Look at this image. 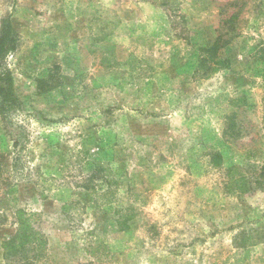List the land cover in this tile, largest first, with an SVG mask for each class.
I'll return each instance as SVG.
<instances>
[{
  "label": "rangeland",
  "instance_id": "rangeland-1",
  "mask_svg": "<svg viewBox=\"0 0 264 264\" xmlns=\"http://www.w3.org/2000/svg\"><path fill=\"white\" fill-rule=\"evenodd\" d=\"M3 21L0 264H264V0H0ZM19 211L37 241L8 252Z\"/></svg>",
  "mask_w": 264,
  "mask_h": 264
},
{
  "label": "trees",
  "instance_id": "trees-1",
  "mask_svg": "<svg viewBox=\"0 0 264 264\" xmlns=\"http://www.w3.org/2000/svg\"><path fill=\"white\" fill-rule=\"evenodd\" d=\"M16 48L17 40L14 32L11 30L10 25L7 24L6 21H3L2 29L0 31V61L2 59H5V56L9 51H15ZM218 50H220V48H218L216 44H214L211 48L205 50L207 56L204 60V63L214 61L215 67L213 69L210 68V71L212 70V73L218 70L217 67L220 68L224 64V61L222 60H214ZM19 108L20 102L17 96L14 95L12 78L10 76V73L8 71H5L4 73L0 74V114L3 118H5L6 115L11 113L12 111L18 110ZM260 176L264 178V167L261 170ZM242 183H244L245 186L246 180H242ZM244 186L241 185L240 190H242V192H247V189L244 188ZM91 192L94 196H97L98 194L97 190L92 189ZM101 198L105 200V204H111L115 200V195L112 190L107 189V191H105L101 195ZM76 208L77 204L75 203L64 205L63 212L64 214H69L71 209ZM18 215L19 229L17 235L6 244L8 252H11L16 247L23 248L30 242L37 241V237L32 234V231L29 232L30 225L24 218L26 214L23 211H19Z\"/></svg>",
  "mask_w": 264,
  "mask_h": 264
}]
</instances>
